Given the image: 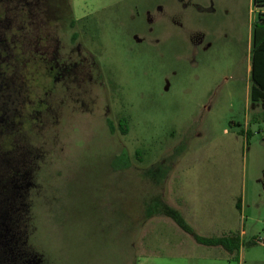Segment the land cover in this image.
<instances>
[{
	"label": "rangeland",
	"instance_id": "1",
	"mask_svg": "<svg viewBox=\"0 0 264 264\" xmlns=\"http://www.w3.org/2000/svg\"><path fill=\"white\" fill-rule=\"evenodd\" d=\"M69 4L0 0V264H264V98L250 77L263 9ZM177 185L193 231L237 236L238 251L159 216ZM205 206L219 219H200Z\"/></svg>",
	"mask_w": 264,
	"mask_h": 264
},
{
	"label": "trees",
	"instance_id": "2",
	"mask_svg": "<svg viewBox=\"0 0 264 264\" xmlns=\"http://www.w3.org/2000/svg\"><path fill=\"white\" fill-rule=\"evenodd\" d=\"M48 2H52L56 5L61 3V0H45ZM66 4V11L71 16V9L69 0H64ZM48 4L47 2H45ZM252 4L258 8L264 9V0H252ZM56 9V8H55ZM259 13L258 16L260 17ZM260 20V18H258ZM69 28H74V20L69 21ZM252 38V47L250 49V77L252 81V93L255 98L262 97L264 98V22L257 21L252 29L251 33ZM71 41L74 42L78 39V35L76 33H72L70 37ZM111 132H114V125L108 123ZM119 129L122 134H126L127 132V124L124 119H121L118 122ZM236 208H240V200L236 203ZM160 214L170 218L175 224L185 233L191 235L194 241L200 245L204 246H219L222 247L226 252L233 253L234 251H238L241 247V241L239 237L230 235V236H222V237H202L197 235L193 229L187 224L182 215L175 209L164 205ZM254 242H250L248 245H253Z\"/></svg>",
	"mask_w": 264,
	"mask_h": 264
},
{
	"label": "crops",
	"instance_id": "3",
	"mask_svg": "<svg viewBox=\"0 0 264 264\" xmlns=\"http://www.w3.org/2000/svg\"><path fill=\"white\" fill-rule=\"evenodd\" d=\"M264 12V9L263 11ZM170 195H171V204H170V207L177 210L181 215L182 217L184 218V215L186 214H191V210L188 211V207H190L188 204H187V201H184L183 199V195H184V188H183V185H177V186H173V187H170ZM212 210L215 209V207H211ZM210 207H207L205 206L203 209L201 208L200 210V216L199 218L200 219H205L203 221H206V220H210V221H215V220H218V216L216 217V214H214L213 216H203L202 215V212H205L204 210H210ZM203 210V211H202ZM186 212V213H185ZM159 216H163L161 214H159ZM165 217V216H164ZM189 217V216H188ZM196 217V216H195ZM185 220V218H184ZM204 224V223H203ZM211 225H209V227H211ZM207 247H219V246H207ZM209 261H214L213 259H210ZM212 263V262H209V264Z\"/></svg>",
	"mask_w": 264,
	"mask_h": 264
},
{
	"label": "flooded vegetation",
	"instance_id": "4",
	"mask_svg": "<svg viewBox=\"0 0 264 264\" xmlns=\"http://www.w3.org/2000/svg\"><path fill=\"white\" fill-rule=\"evenodd\" d=\"M70 42H72L71 39H70ZM7 112H8V111H7ZM10 114H11V113H10ZM9 118H10V116H9ZM108 128H109V126H108ZM109 130H110V128H109ZM112 133H114V132H112ZM9 176H10V177H13V178H14V176H16V174H14L13 169L9 172Z\"/></svg>",
	"mask_w": 264,
	"mask_h": 264
}]
</instances>
